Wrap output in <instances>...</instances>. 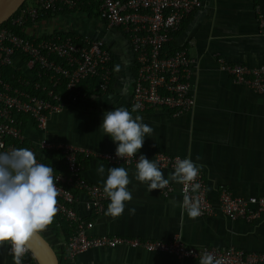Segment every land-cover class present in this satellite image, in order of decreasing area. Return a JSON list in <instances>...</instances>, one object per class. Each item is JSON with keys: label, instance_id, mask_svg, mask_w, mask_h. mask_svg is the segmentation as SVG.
Listing matches in <instances>:
<instances>
[{"label": "crops", "instance_id": "0c3cea01", "mask_svg": "<svg viewBox=\"0 0 264 264\" xmlns=\"http://www.w3.org/2000/svg\"><path fill=\"white\" fill-rule=\"evenodd\" d=\"M256 5L263 7V0H201V6L182 21L170 41V47L186 46L193 59L190 77L193 107L176 115L163 108L132 113L133 117L141 116L143 123L154 130L150 137H145L138 155L151 160L152 153L159 150L186 155L203 165L207 194L215 208L212 215L194 219L179 206V184L170 182L173 189L166 196L158 189L149 192L146 183L135 179V166H117L100 156L103 152H116L117 147L100 128L104 113L119 107L132 110L129 98L135 65L124 33L83 11L41 19L28 30L30 34L61 31L100 37L112 52L114 74L110 90L85 100L81 103L83 109L69 106L50 113L43 129H37L30 120L23 128L25 138L33 146H37L39 138L46 137L54 146L66 143L88 152L87 156L85 152L81 155L83 175L90 182L103 186L109 167L128 170L131 183L127 188L133 199L125 202V210L118 217L106 214L109 203L101 215L94 217L83 209L84 194L75 192L78 213L94 219L89 232L163 240L178 236L189 245L264 251V213L253 221L230 219L220 212L217 200L222 187L240 196L264 190V94L234 82L217 60L222 57L249 67L261 63L264 39L258 31ZM118 65L120 70L116 71ZM21 66L22 61L15 58L14 68ZM36 151L45 156V151L37 148ZM100 165L104 166L103 174L97 171ZM161 170L166 179L174 171ZM131 208L136 209L135 214H130ZM51 226L58 233H52ZM41 233L51 243L64 240L55 219ZM0 264H13L7 242L0 246ZM78 264H200V261L118 245L88 249L78 256Z\"/></svg>", "mask_w": 264, "mask_h": 264}, {"label": "built area", "instance_id": "2783aa9c", "mask_svg": "<svg viewBox=\"0 0 264 264\" xmlns=\"http://www.w3.org/2000/svg\"><path fill=\"white\" fill-rule=\"evenodd\" d=\"M83 0H25L14 13L0 24V152L19 148L15 142L25 139L21 120L15 115L28 116L37 129H43L50 113L69 107L68 103L81 104L97 93L106 92L113 78L112 52L100 37L79 35L75 32L51 31L46 34H30L28 30L41 19L51 16L82 12ZM97 17L109 27L119 28L125 35L136 68L129 106L139 104L137 112L153 108L170 110L174 115L190 110L194 105L191 90L193 59L186 46L171 47L182 21L201 6V0H92ZM258 31L264 39L263 7L255 6ZM50 15V16H49ZM18 29L16 32L14 29ZM22 61L21 68H14V60ZM218 62L232 80L244 84L257 93L264 94V54L257 67L240 62H230L218 57ZM10 67L12 81L5 79V69ZM84 83L86 90L81 87ZM32 90V91H31ZM34 91V92H33ZM36 148L45 151L59 150L64 172H54L58 178L57 213L70 225L67 239L57 241L56 253L62 255V264H78V256L91 248L123 245L158 251L200 261V253H212L223 264H258L264 262V251H251L233 246L216 247L189 245L180 237L151 239L118 234H93L90 229L94 219H86L78 213L76 191L85 198L83 209L94 217L101 215L110 203L103 186L90 182L83 175V149L71 144L54 146L46 137L39 138L37 146L30 149L37 163L42 156ZM83 154V155H81ZM89 153L85 152V156ZM101 158L117 166H135L138 153L127 162L115 152H103ZM176 157L188 158L164 151H154L151 160L160 168L174 170ZM44 164V163H43ZM51 166V165H48ZM200 189L190 192V186L179 184L181 202L187 192L200 208L199 216L214 213L202 170L197 177ZM173 187L169 183L160 192L166 196ZM220 212L230 219L253 221L264 213V190L256 195L240 196L226 187L217 196ZM10 251V246L8 244ZM11 254V251H10ZM12 255V254H11ZM13 257V256H12ZM14 264V261H13ZM23 264H39L29 251Z\"/></svg>", "mask_w": 264, "mask_h": 264}, {"label": "clouds", "instance_id": "9594fccd", "mask_svg": "<svg viewBox=\"0 0 264 264\" xmlns=\"http://www.w3.org/2000/svg\"><path fill=\"white\" fill-rule=\"evenodd\" d=\"M119 71V65L115 69ZM140 105H134L131 112L125 107L115 108L103 115L102 131L117 143L115 155L126 162L135 157L143 147L145 137H150L153 128L143 123L141 116L133 117ZM199 159V157H197ZM203 165L194 162L191 157H176L174 171L166 179L160 165L141 154L136 160L135 179L146 183L149 192L162 190L170 182L190 186L195 194L200 189L197 177ZM97 171L105 169L100 165ZM54 168L37 163L35 154L28 148H13L0 152V246L6 242L10 246L14 264H23L25 255L30 251L28 244L32 237L44 231L57 213V177ZM131 183L129 172L124 167H109L103 192L110 200L107 215L120 216L125 210V202L133 197L127 186ZM174 206H175V202ZM189 218H196L200 213L198 203L187 192L179 205ZM136 209L131 208L130 214ZM200 255V264H223L222 259L204 251Z\"/></svg>", "mask_w": 264, "mask_h": 264}, {"label": "trees", "instance_id": "16d2710c", "mask_svg": "<svg viewBox=\"0 0 264 264\" xmlns=\"http://www.w3.org/2000/svg\"><path fill=\"white\" fill-rule=\"evenodd\" d=\"M79 9L83 12H86L89 17H97L96 10H95V4L92 0H83L81 2V4H79ZM6 23H7V21H4L3 24H6ZM14 30L16 32L18 31V29H16V28ZM168 45L170 47L171 42H169ZM171 49H172L171 47L168 48L169 51ZM135 71H136V68L134 67L133 75L135 74ZM4 76H5L6 80L12 81L10 67L5 69V75ZM111 86H112V80L109 83L108 90H110ZM81 87L84 90H86V88H88L89 86L86 87L85 84L82 83ZM68 105L70 107H76V108H81V109L84 108L81 104H78V103L69 102ZM15 116L17 119L21 120V122H22L21 128H24L25 123L29 119L28 116H26L24 114H17ZM15 144L19 148H29L31 145L30 141L27 140L26 138L21 143H19L17 141V142H15ZM57 155H59L58 149L49 148V149L45 150V156L42 157V162L46 165H51L54 168L55 172H64L65 170H64V166L62 165L61 160L55 159V156H57ZM54 219L57 222V224H59L60 231L62 232L64 239H67V237L70 235V232H71V225L60 215H55ZM50 228H51L52 233H54V234L58 233L57 230L55 229L56 228L55 226H51ZM52 245H53V247H56V242L52 241ZM57 256H58L59 264H62L63 263L62 255L60 253H57Z\"/></svg>", "mask_w": 264, "mask_h": 264}, {"label": "water", "instance_id": "95a60500", "mask_svg": "<svg viewBox=\"0 0 264 264\" xmlns=\"http://www.w3.org/2000/svg\"><path fill=\"white\" fill-rule=\"evenodd\" d=\"M25 0H0V24ZM28 247L39 264H59L57 253L52 243L40 232L32 237Z\"/></svg>", "mask_w": 264, "mask_h": 264}]
</instances>
